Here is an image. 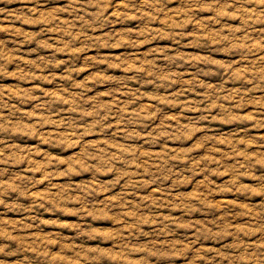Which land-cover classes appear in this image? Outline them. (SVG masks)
<instances>
[{
    "label": "rangeland",
    "instance_id": "374dc122",
    "mask_svg": "<svg viewBox=\"0 0 264 264\" xmlns=\"http://www.w3.org/2000/svg\"><path fill=\"white\" fill-rule=\"evenodd\" d=\"M0 264H264V4L0 0Z\"/></svg>",
    "mask_w": 264,
    "mask_h": 264
},
{
    "label": "clouds",
    "instance_id": "9594fccd",
    "mask_svg": "<svg viewBox=\"0 0 264 264\" xmlns=\"http://www.w3.org/2000/svg\"><path fill=\"white\" fill-rule=\"evenodd\" d=\"M255 2L259 4H264V0H255ZM3 235H8L9 239H15V237H11L10 234H5L3 232H0V236H3ZM6 247H7L6 245H0V254L5 253Z\"/></svg>",
    "mask_w": 264,
    "mask_h": 264
}]
</instances>
